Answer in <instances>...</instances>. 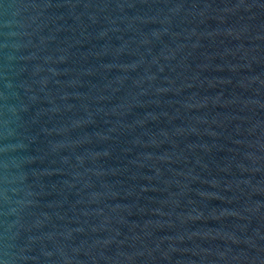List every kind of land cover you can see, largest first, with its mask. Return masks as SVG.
<instances>
[{
    "label": "water",
    "instance_id": "obj_1",
    "mask_svg": "<svg viewBox=\"0 0 264 264\" xmlns=\"http://www.w3.org/2000/svg\"><path fill=\"white\" fill-rule=\"evenodd\" d=\"M0 264H264V0H0Z\"/></svg>",
    "mask_w": 264,
    "mask_h": 264
}]
</instances>
